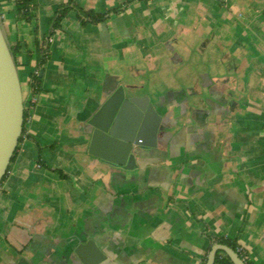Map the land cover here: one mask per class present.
Returning <instances> with one entry per match:
<instances>
[{
	"label": "crops",
	"instance_id": "obj_1",
	"mask_svg": "<svg viewBox=\"0 0 264 264\" xmlns=\"http://www.w3.org/2000/svg\"><path fill=\"white\" fill-rule=\"evenodd\" d=\"M16 2L0 15L36 103L0 186V264H207L227 239L264 264V0H34L30 20ZM200 46L222 59L175 55ZM119 87L163 118L134 171L89 153L87 122ZM89 240L103 259L75 254Z\"/></svg>",
	"mask_w": 264,
	"mask_h": 264
},
{
	"label": "water",
	"instance_id": "obj_2",
	"mask_svg": "<svg viewBox=\"0 0 264 264\" xmlns=\"http://www.w3.org/2000/svg\"><path fill=\"white\" fill-rule=\"evenodd\" d=\"M24 114L22 83L0 17V183L19 145ZM162 122L150 97L128 96L125 89L119 87L87 122L89 153L123 171H134L136 157L146 149L158 147ZM219 252L232 264H246L236 251L222 244L212 247L207 264H215ZM75 254L82 260L85 256L92 257L95 262L104 258L95 240L80 244Z\"/></svg>",
	"mask_w": 264,
	"mask_h": 264
},
{
	"label": "trees",
	"instance_id": "obj_3",
	"mask_svg": "<svg viewBox=\"0 0 264 264\" xmlns=\"http://www.w3.org/2000/svg\"><path fill=\"white\" fill-rule=\"evenodd\" d=\"M16 1H17L16 4H17L18 15L21 16L23 19L30 20V18H31L30 7H31V4L34 2V0H16ZM70 10H72L70 7L62 8L59 12L60 16L55 19V24L62 21V19L67 16V14L70 12ZM76 10L78 12L77 15H78L79 19L84 24H86V23L100 24V23L107 20L108 14H101L100 15V14H95L93 11H84V10H81L78 8ZM114 12H118V10H116ZM85 19H90V21H85ZM11 47H12V52H13V56H14L16 66H17V69L19 71V67L22 66L19 58H20V55L23 53V46L20 43L13 44L11 42ZM47 51H48L47 44L46 45L44 44V46L40 47V45L38 43L37 48H36L37 57H38L37 67H36L37 70L32 71L30 73V78H29V82H28L29 87L31 88L33 94H36L38 92V90H37L38 85L36 84L38 81V78H39L38 68L40 69L43 62L46 60ZM29 60H31V59H29ZM37 72H38V74H37ZM19 76H20V74H19ZM24 100H25V114H24L23 133H22V136L19 140V145L17 147L16 152L14 153V156L12 158L11 163L15 160L17 153H18V150L20 148V143L23 141V138L27 134V126H28V123L30 120V107H28V105L26 103L27 99H25V97H24ZM9 170H10V166L8 168L7 174L2 179L0 186L4 182L5 178L7 177ZM215 243L226 245V246L230 247L231 249H233L234 251H236L239 254V256L244 260V262L246 264H249L247 262L246 256L244 255L242 250L239 248V245L237 244L236 241L227 239V240H218V241H215ZM215 264H232V262L224 253L219 252L217 254Z\"/></svg>",
	"mask_w": 264,
	"mask_h": 264
},
{
	"label": "rangeland",
	"instance_id": "obj_4",
	"mask_svg": "<svg viewBox=\"0 0 264 264\" xmlns=\"http://www.w3.org/2000/svg\"><path fill=\"white\" fill-rule=\"evenodd\" d=\"M1 14V13H0ZM1 17V15H0ZM3 17H1V21L3 23ZM201 44V43H200ZM201 46L198 48H193V49H184L182 50V52L177 49V51L175 52V55L179 56L180 59H222V52L218 51L217 49L214 50V53L212 52V50L210 49H200ZM171 55V54H170ZM176 56L171 55V57H174V59H177ZM170 57H168L169 59ZM19 74H20V79H21V83H22V89H23V94L25 99H27V77H26V73L23 70V66L19 67ZM30 78V75H29Z\"/></svg>",
	"mask_w": 264,
	"mask_h": 264
},
{
	"label": "built area",
	"instance_id": "obj_5",
	"mask_svg": "<svg viewBox=\"0 0 264 264\" xmlns=\"http://www.w3.org/2000/svg\"><path fill=\"white\" fill-rule=\"evenodd\" d=\"M49 42H51V40H49ZM37 74H38V72H37ZM29 102H30L31 105H32V104H35V103H36V98H33V99H31L30 101H27V102H26L27 105L29 104Z\"/></svg>",
	"mask_w": 264,
	"mask_h": 264
}]
</instances>
